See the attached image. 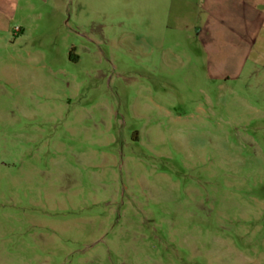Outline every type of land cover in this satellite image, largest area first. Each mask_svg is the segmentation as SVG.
<instances>
[{
	"label": "rangeland",
	"instance_id": "1",
	"mask_svg": "<svg viewBox=\"0 0 264 264\" xmlns=\"http://www.w3.org/2000/svg\"><path fill=\"white\" fill-rule=\"evenodd\" d=\"M243 1L0 0V264H264Z\"/></svg>",
	"mask_w": 264,
	"mask_h": 264
},
{
	"label": "crops",
	"instance_id": "2",
	"mask_svg": "<svg viewBox=\"0 0 264 264\" xmlns=\"http://www.w3.org/2000/svg\"><path fill=\"white\" fill-rule=\"evenodd\" d=\"M243 2H244L243 5H244L245 7L253 8V9H252V10H254L253 13H256V12L258 13V12H259L258 9L264 7V0H244ZM248 2H254V7H252L253 5H249V4H251V3H248ZM245 13H246V12H245ZM257 13L254 14V15H251V12H249V15H248V16H247V14H246V16L244 17V21H245V23H246L245 26H247V27H251V25L253 24V22H255L254 18L256 17ZM261 14H263V13H261ZM261 14H260V15H261ZM261 16H262V15H261ZM263 16H264V14H263ZM259 19H260V21H259ZM259 22H260V23H261V22L263 23V24H260V26L262 27V26L264 25V18H263V17H259V18H258V23H257L256 25H258Z\"/></svg>",
	"mask_w": 264,
	"mask_h": 264
}]
</instances>
